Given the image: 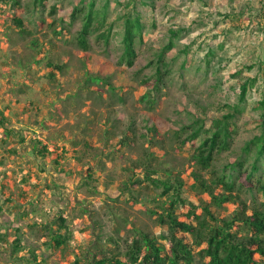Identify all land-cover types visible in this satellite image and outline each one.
<instances>
[{
  "label": "rangeland",
  "instance_id": "rangeland-1",
  "mask_svg": "<svg viewBox=\"0 0 264 264\" xmlns=\"http://www.w3.org/2000/svg\"><path fill=\"white\" fill-rule=\"evenodd\" d=\"M81 1L48 0L42 9L35 0H0V264H29L30 252L43 264H91L101 254L126 261L138 231L169 248L161 239L167 227L149 212L168 207L167 199L147 175L183 182L187 205L176 214L188 220L190 205L210 201L192 187V173L207 180L211 171L221 173L262 132L256 108L264 94V0H111L88 51L77 44L82 21L70 25ZM131 1L146 27L127 67L122 16ZM106 2L96 0V8ZM187 29L160 65L172 32ZM108 30V42L98 38ZM248 81L231 150L199 171L192 155L207 133L191 144L176 132L195 121L208 130L239 105ZM41 146L49 153L37 154ZM226 208L213 211L227 218L237 205ZM60 216L66 228H59ZM56 235L66 239L61 248ZM16 238L27 250L22 261L13 255Z\"/></svg>",
  "mask_w": 264,
  "mask_h": 264
},
{
  "label": "trees",
  "instance_id": "trees-1",
  "mask_svg": "<svg viewBox=\"0 0 264 264\" xmlns=\"http://www.w3.org/2000/svg\"><path fill=\"white\" fill-rule=\"evenodd\" d=\"M48 0H35V5L44 9ZM119 2L118 0H116ZM143 5L146 0H139ZM85 0L81 1V6L74 9L70 18V25L77 21H82V29L77 36V44L83 51L90 49L88 38L101 32L105 26L111 0H107L102 8H96V0H91L87 6ZM133 9L122 16L124 20V54L121 63L127 67H132L137 58L136 45L143 41L145 24L143 16L138 12L137 1ZM130 3L128 5H130ZM57 10L53 8V13ZM20 26L22 21L18 20ZM189 30L173 31L167 45L159 55V64L165 63V55L176 46V40L183 37V33ZM108 33L99 34V39L109 40ZM186 47L184 53L188 52ZM214 55L213 51L208 52V57ZM210 64V59L206 60ZM165 66V64H164ZM163 68V66H161ZM161 68L157 70V78L154 89L159 90L162 82ZM148 80L145 81L147 83ZM251 82H246L240 87L239 105L230 107V112L220 120L211 123L210 128L205 130L202 121H195L191 126L176 132V139H181L187 133V138L183 143L194 144L201 137L202 132L207 133V137L195 148L192 159L199 171H210L215 159L222 153L231 150L232 143L238 132V121L245 112L244 105L249 94ZM148 96H144L146 99ZM256 111L261 113L262 132L259 136L250 141L246 148L234 163L228 164L224 171L216 173L211 171V178L205 179L200 173L193 172L194 181L192 187L207 194L210 198L208 203H203L201 207L190 205L187 219H179L176 210L181 205H187L182 200L181 188L184 186L181 180L173 183L171 180H161L157 177L147 175L146 179L156 187H162V195L166 197L168 207L161 206V212L149 211L152 215H157L160 226H166V234L161 235V239L169 244L158 242L157 238L149 234L138 231L130 241L124 254V261L119 255L105 257L97 255L92 257L91 264H264V94L257 103ZM190 127V128H189ZM189 128V129H188ZM39 155H46L49 150L46 146L35 148ZM257 149L256 157L249 163L253 151ZM244 181V182H243ZM242 194L249 195V200L243 199ZM227 204H236L234 212L226 217L216 215L213 208L226 210ZM201 210L198 213L197 210ZM60 229L66 228V219L59 217ZM190 220V221H189ZM54 247L61 248L66 239L62 235L52 238ZM20 238L15 239L13 255L18 261L27 253L22 249ZM24 253V255H23ZM23 256H22V255ZM32 260L29 264H43L42 260L30 252ZM44 261V260H43ZM74 264H81L77 260Z\"/></svg>",
  "mask_w": 264,
  "mask_h": 264
}]
</instances>
